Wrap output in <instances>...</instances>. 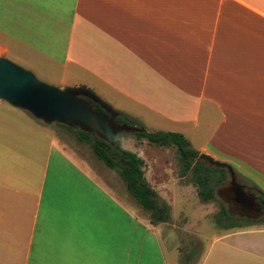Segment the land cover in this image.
Wrapping results in <instances>:
<instances>
[{
	"label": "crops",
	"instance_id": "1",
	"mask_svg": "<svg viewBox=\"0 0 264 264\" xmlns=\"http://www.w3.org/2000/svg\"><path fill=\"white\" fill-rule=\"evenodd\" d=\"M1 56L264 177V0H0ZM53 132L0 101V264H264V228L185 257L168 223L133 219L115 170L90 154L89 167ZM121 140L169 206L180 186L151 162L162 146Z\"/></svg>",
	"mask_w": 264,
	"mask_h": 264
},
{
	"label": "rangeland",
	"instance_id": "2",
	"mask_svg": "<svg viewBox=\"0 0 264 264\" xmlns=\"http://www.w3.org/2000/svg\"><path fill=\"white\" fill-rule=\"evenodd\" d=\"M38 79L41 80L40 78ZM41 81L53 86H60L59 84H52L51 82H46L44 80ZM51 126L54 131L52 133L53 140L55 142H60V144L65 145L66 147H69V149L73 151L81 161L85 162L89 167L94 169L95 165L91 162L89 154L94 156V159L96 161L98 159L91 146L86 142H80L77 138L76 131H73L59 123H55ZM120 138L131 139L137 144L145 143L148 145H154L151 144L148 139L138 137L136 133L122 134ZM121 143L122 140L120 141V144ZM125 148L127 149V147ZM150 155L152 157L151 162H153L152 159L156 158L159 163H167V169L165 167H162V170H166L167 175L179 178L180 187H178L177 189L175 188L174 191H171V200H168L170 206V219L166 222L168 223V225L164 226V234L166 238H174L175 240H180L181 254H183L185 257L190 254L192 250L199 249L197 251L199 252L201 250L202 243H204V246L206 248L215 238L224 235L226 232H232L247 228H264V218H238L236 217L237 215L233 214V212H229V215L233 218V221L238 222L237 227L226 229L223 224H220L218 222L217 218L221 214L223 209L230 211L229 204L224 199V195L226 194L225 190L228 187V184L231 182V176L228 172L224 182L214 185L215 199L209 202H204L199 196V189L197 185L192 182V179L187 178L188 175L185 176L184 164L180 159V155L176 147L162 146V148L158 149L157 152L152 151ZM216 160L221 161L219 159ZM223 161L224 160H222L221 162ZM226 163L230 164L234 168L238 182L249 188L260 190L264 194V177L255 175L251 172V169L237 167L235 161ZM149 166L150 169H152V172H161V170H159V168L154 164L149 163ZM131 200L135 207H139L138 210L141 213L138 214L135 209H132L133 219L140 222H152L150 213L143 210L133 197ZM161 201L166 203L163 200ZM154 223L161 224V222ZM194 245H196L197 247H195Z\"/></svg>",
	"mask_w": 264,
	"mask_h": 264
},
{
	"label": "water",
	"instance_id": "3",
	"mask_svg": "<svg viewBox=\"0 0 264 264\" xmlns=\"http://www.w3.org/2000/svg\"><path fill=\"white\" fill-rule=\"evenodd\" d=\"M0 101L29 112L45 125L59 123L88 133L95 132L99 138L113 146L120 144L122 134L144 131L118 123V113L91 90L50 85L39 80L32 71L5 57L0 58ZM96 105L106 111L109 117L95 109ZM200 164L227 170L233 184L237 183L236 173L230 164L206 154L199 156L187 176L188 179L193 178ZM236 191L243 202L253 205L244 192L240 189Z\"/></svg>",
	"mask_w": 264,
	"mask_h": 264
},
{
	"label": "trees",
	"instance_id": "4",
	"mask_svg": "<svg viewBox=\"0 0 264 264\" xmlns=\"http://www.w3.org/2000/svg\"><path fill=\"white\" fill-rule=\"evenodd\" d=\"M97 108L101 110L98 105ZM117 121L120 124L144 130L143 132H137L136 135L140 138L148 139L151 144L163 147H176L180 159L184 164L185 176L190 173L200 156V153L191 147L188 140L182 134L173 132H147L142 124L134 123L125 114H119ZM64 126L76 131L78 140L88 143L99 160L108 168L118 173L120 178L125 182L127 190L132 197L143 210L150 213L153 223H165L170 219V207L160 200L157 193L148 184L145 177L144 161L137 154L122 148L121 144L113 146L92 133ZM226 176L227 170L200 164L197 167L196 175L192 178V182L197 185L200 198L204 202H209L215 199L214 185L224 182ZM217 220L226 229L238 226V222L233 221V218L225 209L222 210Z\"/></svg>",
	"mask_w": 264,
	"mask_h": 264
},
{
	"label": "flooded vegetation",
	"instance_id": "5",
	"mask_svg": "<svg viewBox=\"0 0 264 264\" xmlns=\"http://www.w3.org/2000/svg\"><path fill=\"white\" fill-rule=\"evenodd\" d=\"M95 109L97 105L94 106ZM103 112L104 110L101 109ZM107 117L109 115L106 111L103 112ZM93 135L97 136L95 132H91ZM236 189H240V191L244 192L248 198L253 202V205L250 206L248 203L242 201L241 196L237 193ZM226 194L224 195V199L229 204V212H233V214L237 215L238 218H251V219H262L264 218V194L257 189L249 188L240 182L233 184L232 179L226 188Z\"/></svg>",
	"mask_w": 264,
	"mask_h": 264
}]
</instances>
